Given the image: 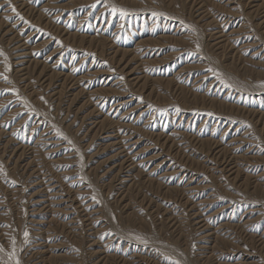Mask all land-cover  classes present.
I'll use <instances>...</instances> for the list:
<instances>
[{"label":"rangeland","instance_id":"374dc122","mask_svg":"<svg viewBox=\"0 0 264 264\" xmlns=\"http://www.w3.org/2000/svg\"><path fill=\"white\" fill-rule=\"evenodd\" d=\"M0 5V264H264V0Z\"/></svg>","mask_w":264,"mask_h":264},{"label":"snow or ice","instance_id":"6c2138e0","mask_svg":"<svg viewBox=\"0 0 264 264\" xmlns=\"http://www.w3.org/2000/svg\"><path fill=\"white\" fill-rule=\"evenodd\" d=\"M30 2L38 3L39 0H30ZM3 7H4L3 5H0V8H3ZM92 7H95V5H92ZM11 11H12V12H13V13H14V14H15L20 20H22V21L24 20V18H23L22 16H20V14L17 12V10H16V8H15L14 6L11 8ZM45 11H48V9H45ZM117 12L119 13V15H120L121 17H124V16L128 15V13H127V11H126L125 9H123V8L117 9V8L113 7V8H112V13H113V14H116ZM152 15H153V16H157V15H162V14H160V13H156V12H153ZM6 19L11 20L12 17H6ZM0 55H4V53H3L2 51H0ZM209 71H212V70L209 69ZM5 78H6V77H5ZM217 78L219 79V76H218ZM221 83H224V81L221 80ZM262 84H264V82H262ZM225 87H229V85L225 84ZM41 99H43V98H41ZM262 151H264V149H262ZM92 199H93L94 201H96V197H95V196H92ZM97 202H98V201H97ZM27 235H28V233L25 232V236H26V237H27ZM104 235H107V233L104 234ZM101 238L103 239L104 237L102 236ZM12 255H14V252L12 253ZM16 264H19V260L16 261ZM176 264H179V262L177 261Z\"/></svg>","mask_w":264,"mask_h":264}]
</instances>
